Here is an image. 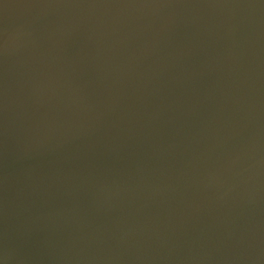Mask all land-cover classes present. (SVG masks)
I'll use <instances>...</instances> for the list:
<instances>
[{"label": "water", "instance_id": "1", "mask_svg": "<svg viewBox=\"0 0 264 264\" xmlns=\"http://www.w3.org/2000/svg\"><path fill=\"white\" fill-rule=\"evenodd\" d=\"M0 264H264V0H0Z\"/></svg>", "mask_w": 264, "mask_h": 264}]
</instances>
